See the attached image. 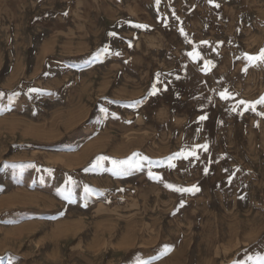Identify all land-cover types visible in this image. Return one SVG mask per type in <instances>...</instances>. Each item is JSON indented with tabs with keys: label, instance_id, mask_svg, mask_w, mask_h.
<instances>
[{
	"label": "rangeland",
	"instance_id": "374dc122",
	"mask_svg": "<svg viewBox=\"0 0 264 264\" xmlns=\"http://www.w3.org/2000/svg\"><path fill=\"white\" fill-rule=\"evenodd\" d=\"M125 3L0 0V264H264V213L176 215L148 184L191 148L149 128L142 75L106 38Z\"/></svg>",
	"mask_w": 264,
	"mask_h": 264
},
{
	"label": "crops",
	"instance_id": "0c3cea01",
	"mask_svg": "<svg viewBox=\"0 0 264 264\" xmlns=\"http://www.w3.org/2000/svg\"><path fill=\"white\" fill-rule=\"evenodd\" d=\"M117 16L106 38L124 43L120 51L142 75L143 106L156 111L149 128L175 142L173 150L188 145L196 153L188 162L171 157L148 184L161 200L177 203L176 215L193 217L201 202L264 213V115L257 114L264 105L253 112L239 104L264 96V63L249 66L244 57L264 48V0H126ZM225 89L232 99L220 98ZM194 185L199 191H175Z\"/></svg>",
	"mask_w": 264,
	"mask_h": 264
},
{
	"label": "snow or ice",
	"instance_id": "6c2138e0",
	"mask_svg": "<svg viewBox=\"0 0 264 264\" xmlns=\"http://www.w3.org/2000/svg\"><path fill=\"white\" fill-rule=\"evenodd\" d=\"M156 2H157V4H159L160 0H156ZM212 2H213V0H209V3H212ZM215 7L218 8L219 4H216ZM137 27H147V26L146 25H137ZM181 33L183 34V29H181ZM204 43H207V42L205 41ZM117 54H119V53H117ZM189 55L193 56V58H195V54L189 53ZM244 57L249 62V66L255 65V64H258V63H264V48H261L259 50V53L256 54V55H249V54L245 53ZM243 70L246 72L247 71V66ZM30 91H36V90L35 89H30ZM153 94H155V88L153 89ZM0 95H2V94H0ZM219 95H220V98L222 100H225V101L230 100V99L233 98L232 94L227 89H225L224 91L220 92ZM239 104L240 105H244V109H243L244 111H247L248 109H251L253 112H256L257 105H264V96H261L258 100L252 101V102L241 100V101H239ZM102 111H106V110L102 109ZM231 111L235 112L236 111V107H233L231 109ZM241 114H242V112H241ZM257 114L264 115V113H257ZM198 119H199V121H206L208 119V116L206 114L205 115H200L198 117ZM199 147H202L204 151L208 150V145L207 144L200 145ZM178 155H184V153H179ZM188 155L196 156V153L193 151V152L188 153ZM137 156H139L138 153H133L132 157H129L128 159H125V160H116V159H110L107 156H99L93 162L91 167H97L98 165L102 164L104 161H110V163L112 164L113 168L117 169V170H123L125 166L139 168V167H141V165L133 159V157H137ZM173 158H175V157H173ZM143 159L147 160L148 158L147 157H143ZM29 167H35V166L34 165H30ZM84 170L88 171L87 168H85ZM225 171H227V170H225ZM237 171H239V169H237ZM205 173L207 174V169H205ZM233 175H234V173H233ZM149 176L150 177L152 176L151 172H149ZM153 178H155V177H153ZM229 182H231V177L229 178ZM69 183H74L71 180V178H69ZM166 187L173 188V185L167 184ZM84 190H85V192L91 191V189H89L87 186H85ZM175 191H177V192H196V191H199V188L194 185L191 188H175ZM241 199H244V197H241ZM181 206H183V202L181 203ZM165 251H167V248H165ZM9 264H11V261H9Z\"/></svg>",
	"mask_w": 264,
	"mask_h": 264
}]
</instances>
